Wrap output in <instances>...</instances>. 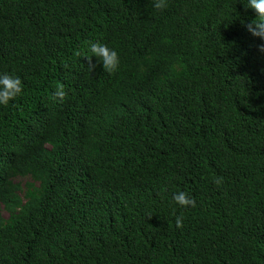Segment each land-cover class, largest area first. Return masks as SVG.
Returning <instances> with one entry per match:
<instances>
[{"label": "trees", "instance_id": "16d2710c", "mask_svg": "<svg viewBox=\"0 0 264 264\" xmlns=\"http://www.w3.org/2000/svg\"><path fill=\"white\" fill-rule=\"evenodd\" d=\"M167 2L0 0V74L23 84L0 105V264H264L257 14ZM97 42L114 73L87 71Z\"/></svg>", "mask_w": 264, "mask_h": 264}, {"label": "clouds", "instance_id": "9594fccd", "mask_svg": "<svg viewBox=\"0 0 264 264\" xmlns=\"http://www.w3.org/2000/svg\"><path fill=\"white\" fill-rule=\"evenodd\" d=\"M153 7L157 11H164L168 7L167 0H153ZM245 9H252L257 18L250 22H241L246 31L255 38H259L261 43L257 46V51L264 54V0H247ZM90 55L84 54L87 60L89 73H92L96 64L92 63V57H96L98 63L102 64L103 71L109 74L117 71L120 59L117 51L110 49L106 44L90 43ZM78 56L81 54L78 52ZM23 84L19 77L7 73L0 74V105L7 106L9 102L14 101L22 94ZM53 98L63 103L66 98V92L62 84H58L56 90L53 92ZM219 187L223 183L222 177H216L213 181ZM175 204L181 208L195 207V199L190 197L187 192L181 191L172 197ZM183 216H176L175 226L179 229L183 226Z\"/></svg>", "mask_w": 264, "mask_h": 264}, {"label": "rangeland", "instance_id": "374dc122", "mask_svg": "<svg viewBox=\"0 0 264 264\" xmlns=\"http://www.w3.org/2000/svg\"><path fill=\"white\" fill-rule=\"evenodd\" d=\"M13 181L20 185L21 191H19L18 193H20L21 197H23V193L27 188L28 183H32L31 178H29L28 176H16L13 178ZM0 215H2L4 218L7 217V214L4 211V209L1 207V205H0Z\"/></svg>", "mask_w": 264, "mask_h": 264}]
</instances>
